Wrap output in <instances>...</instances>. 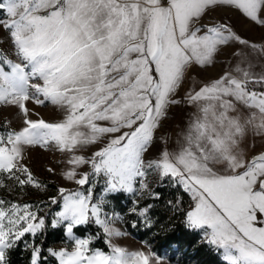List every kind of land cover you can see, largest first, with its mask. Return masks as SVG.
<instances>
[{"label": "snow or ice", "instance_id": "obj_1", "mask_svg": "<svg viewBox=\"0 0 264 264\" xmlns=\"http://www.w3.org/2000/svg\"><path fill=\"white\" fill-rule=\"evenodd\" d=\"M218 8L264 27V0H0V105L22 120L0 131V191H46L24 162L33 148L64 154L61 175L76 185L105 178L98 198L92 188L49 196L61 208L50 224L63 227V246L46 250L57 264H161L154 252L118 246L113 238L126 233L105 211L109 194L158 198L153 179L190 195L186 226L225 264H264V43L212 17ZM225 54L229 70L181 95L194 69L206 72ZM29 103H50L61 118L45 120ZM182 104L194 111L170 149L164 121ZM181 202L168 203L182 211ZM40 204L0 197V264L26 234L30 264L47 258L35 241L46 228ZM151 207L136 201L130 211L147 222ZM90 223L109 251L91 247L101 233L74 231Z\"/></svg>", "mask_w": 264, "mask_h": 264}, {"label": "trees", "instance_id": "obj_2", "mask_svg": "<svg viewBox=\"0 0 264 264\" xmlns=\"http://www.w3.org/2000/svg\"><path fill=\"white\" fill-rule=\"evenodd\" d=\"M47 184L56 188L54 183ZM104 186V183L98 178L93 184V195L96 196ZM152 189L158 195V198L146 196L143 200L138 201L139 208L152 205L148 212L149 223L143 222L138 214L130 211L134 206V202H136L134 195L131 193L109 194L107 199L111 203L105 208L117 211L123 229L136 239L149 244L151 251L158 256H166L169 261H175L179 264H225L222 256L215 250L214 246H210L202 240L201 230L186 226L183 211L185 209L176 211L168 203L179 197L182 201L181 206H185L189 196L188 193L184 192L182 186L173 185L165 179L160 184L156 183ZM68 190L72 191L73 189ZM53 195H57V193ZM47 204L48 208L41 213L45 215L46 228L35 238V241L44 250V257H47L41 260V264H57L54 258L48 256L46 250L52 244L61 242L64 239L63 227L52 228L50 224L53 212L58 210L60 205L52 204L51 201H48ZM74 231L80 236L87 233L91 235L101 233V238L95 240L91 247L105 252L108 251L102 237V230L98 225L90 223L77 226ZM33 239L29 234H26L21 241L17 242L16 246L8 251V264H30V251L26 248V243H31Z\"/></svg>", "mask_w": 264, "mask_h": 264}, {"label": "rangeland", "instance_id": "obj_3", "mask_svg": "<svg viewBox=\"0 0 264 264\" xmlns=\"http://www.w3.org/2000/svg\"><path fill=\"white\" fill-rule=\"evenodd\" d=\"M212 17H215L217 19L223 18L224 22H229L234 25V30L238 32L241 36L244 38L249 39L252 42L256 43H264V27H260L254 24H250L245 18H242L239 13H235L234 11L226 8H218L216 11L210 14ZM0 36H2V31H0ZM3 47L5 49L8 48V45L5 43L3 44ZM232 51L231 48L226 50V53H230ZM14 59V57H12ZM230 56L225 54L217 57L216 64L214 67H209L206 72L201 73L198 69H194L190 73V80L187 84L184 85L183 88L180 89L181 95L184 93L186 89L191 87L192 84H198V82L206 80L208 77H218L220 74H222L224 71L229 70L231 67L230 63ZM179 98V97H178ZM28 107L32 109L33 112L39 113L40 117L48 120V121H56L61 118V113L58 112V110L51 105L50 103L47 104V106H36L34 104L29 103ZM194 109L187 106V105H181L179 107H173L168 115V118L164 121V128L162 130L163 134L166 137H171L170 141V149L175 147V132L179 130L180 127H183L187 118L188 114L193 112ZM33 119H36V116L32 117ZM7 123L9 129H19L22 125V120L20 116L17 114V109L8 106V105H0V131L5 130V124ZM159 134V133H158ZM98 146L91 147L87 151H85L84 155L90 156L92 152L98 150ZM66 159V156L64 154H61L54 150H43L40 148H33L30 151L26 153V159L25 163L30 167L31 171L34 173L35 177L45 183L47 185L46 191L39 192L35 189H31L30 187L26 189V195H22L21 193L12 192L9 193L6 190L0 191V197H3L6 200H11L13 202H28L32 204H38L40 201H45V204H40V207L44 209V211L48 208L47 202L50 201L48 198L49 196H53L54 193H57L58 188L64 187L66 189H73L72 191L76 190H83L87 192L89 188L93 189L94 182L100 178L101 182L104 183L105 178L101 174L100 176H96L93 178V180H90L88 184H86L84 187H80L79 185H76L74 181H67L63 178L61 175V172L65 170L68 166L63 163V161ZM52 168L53 172L49 173L47 169ZM79 172H87L90 171V168L88 166H83L78 169ZM47 183H54L56 184V188L54 186H49ZM156 184L155 179H153L151 183V188ZM104 188V187H103ZM103 188L98 192V194L94 197H99L102 192ZM188 202L185 204V206H181V209L187 210L192 203L190 195ZM144 197H137L134 195L135 201L143 200ZM179 198V197H177ZM176 198V200H177ZM175 201H172V204H175ZM191 201V202H190ZM62 203V202H61ZM146 207V206H143ZM141 207V208H143ZM61 208L59 206V209L54 211L53 214L57 211H60ZM105 211L108 212V214L111 216L113 213L118 214L117 211H113L111 209H106ZM148 217V213H146ZM141 220L145 223L146 222L144 217H141ZM113 226L119 228L121 231L126 233L123 236L120 237H114V242L121 247H124L128 249L129 251H144L146 254L151 251L150 245L146 244L144 241H140L127 233L121 224L120 216L119 219H114ZM102 230V229H101ZM91 235L87 233L84 236ZM81 236V237H84ZM203 236V233H202ZM62 241L57 242L51 245L54 249H59L62 247ZM109 251V249H108ZM158 256V255H157ZM161 258V264H179L175 261H169L166 256H158ZM151 264H155V261H151Z\"/></svg>", "mask_w": 264, "mask_h": 264}, {"label": "crops", "instance_id": "obj_4", "mask_svg": "<svg viewBox=\"0 0 264 264\" xmlns=\"http://www.w3.org/2000/svg\"><path fill=\"white\" fill-rule=\"evenodd\" d=\"M255 143L259 145V140H256ZM259 151V148L257 149V152ZM191 202V201H190Z\"/></svg>", "mask_w": 264, "mask_h": 264}]
</instances>
